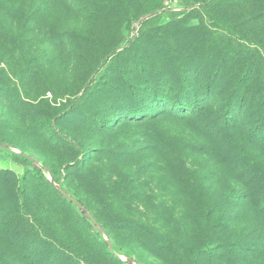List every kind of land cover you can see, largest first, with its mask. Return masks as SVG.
Instances as JSON below:
<instances>
[{
	"label": "rangeland",
	"instance_id": "rangeland-1",
	"mask_svg": "<svg viewBox=\"0 0 264 264\" xmlns=\"http://www.w3.org/2000/svg\"><path fill=\"white\" fill-rule=\"evenodd\" d=\"M244 57L264 69V0H0V137L63 178L141 264H264V216L227 203L219 188L233 184L222 167L187 151L202 142L206 120L135 123L117 109L143 86L178 89L184 79L199 90L213 81L215 101L203 102L211 118L226 96L259 94L240 87ZM91 79L81 111L63 113ZM50 111L60 113L54 124L74 146L40 129ZM0 157L11 158L6 150ZM0 170H7L0 171V264H118L52 187L28 173L19 200L24 168ZM218 244L260 251L191 262L204 245Z\"/></svg>",
	"mask_w": 264,
	"mask_h": 264
},
{
	"label": "trees",
	"instance_id": "trees-1",
	"mask_svg": "<svg viewBox=\"0 0 264 264\" xmlns=\"http://www.w3.org/2000/svg\"><path fill=\"white\" fill-rule=\"evenodd\" d=\"M149 22L150 21H146L144 24H148ZM72 33H75L80 37L83 36L80 29L73 31ZM68 42L74 44L77 41L71 40ZM115 56L116 50L112 51L110 54V57L112 58ZM244 59L245 61L240 73V87H252L254 92L259 94H253L252 92L247 91L240 94L226 96L224 98L225 102L220 104L223 108V112H217L211 118L206 114L205 105L211 104L215 101V82L213 81L211 83L203 84L199 90H195L192 85L184 79L181 80L178 89L173 88L172 85L167 82L159 83L154 88L143 86L142 92L140 88L137 92H133L129 104H123V106H120L117 109H120V114L124 115L122 116V119L135 123L145 122L164 115L176 119L181 117L189 120L205 119L207 124L203 127H205L206 130L203 129L200 136L202 142L189 144L186 146L187 151L198 157H204L208 160L213 159L216 166L219 165L222 167L225 175L229 177L227 181H230L233 184L232 188H228L226 187V183L223 182L224 185L219 188L221 191L225 192V198L229 199L226 201L227 203L236 202L234 205L239 206L241 209H243V207L247 208L253 206L264 216V162L258 155L261 154L264 158V69H258L251 59L246 57H244ZM95 84L96 81L91 79V81L85 85L79 96L67 100L68 104L63 113H75L81 111V107L93 94ZM1 88L2 85L0 84V89ZM256 95H260V101L256 100ZM203 102H206V104ZM153 107L158 108V110H153ZM48 114L51 116L44 118V120L41 121L43 126H41L40 129L46 128L52 135H58L57 138L72 143V146H74L71 140H68L66 136L60 134V130L54 124V121L59 118L60 113L55 114V112L50 111ZM82 115L84 119H92L93 124L103 126V121L92 118L87 112L82 113ZM239 117H245L248 120L238 122L237 120ZM104 127L108 128L107 125ZM0 142L17 147L25 154L33 157L23 147L14 145L2 137H0ZM0 150L8 151L12 161L16 165L24 168L22 174L17 177V197L19 200L24 199L26 191V176L28 173H31L36 179L52 187L55 193L60 196L62 202L78 215L88 231L93 234L94 245L99 249H102L106 254V257L108 255V259L110 258L118 264H124L115 256L116 254L132 258L119 246L118 241L114 239L110 230L100 224L96 217L97 214H94L86 204H84L82 200L67 187L65 180L63 178L60 179L53 169L46 167L42 161L38 160L42 166L45 167V170L47 169L50 171L54 183L59 184L63 192L81 203L89 211L96 223L102 227L109 238L112 252L108 250L104 237L98 230L96 224L85 217L75 204L64 198L55 187L52 186L46 178L44 170L38 168L28 159L13 154L7 148H0ZM159 151L166 150L164 149V146H161ZM80 154L81 157L89 155L83 150H80ZM208 160L206 161L207 163H209ZM177 163L181 164V161H178ZM69 165L70 164H67L66 166ZM170 173L175 177L174 179L178 184L179 182H182V178L179 177L177 179V172ZM129 230L137 233L143 238L146 237L144 236L146 231H144L142 227L130 226ZM259 243H261V241H259ZM240 246L242 249H240ZM259 247L260 246L257 244L226 246H221L219 244L204 245L190 260L192 263H195L196 256L208 254L210 256L216 255V257H218L224 253H227L226 255H235L239 259L241 256L246 259L252 255L258 254L260 251ZM44 264L51 263L48 259H45ZM229 264L233 263L230 262Z\"/></svg>",
	"mask_w": 264,
	"mask_h": 264
},
{
	"label": "water",
	"instance_id": "water-1",
	"mask_svg": "<svg viewBox=\"0 0 264 264\" xmlns=\"http://www.w3.org/2000/svg\"><path fill=\"white\" fill-rule=\"evenodd\" d=\"M0 148H7L9 149L13 154L19 156V157H22V158H26L28 159L29 161L33 162L38 168L42 169L45 171V174H46V178L48 179V181L52 184V186L55 187V189L64 197L66 198L67 200H69L71 203L75 204V206L79 209V211L85 216L87 217L88 219H90L94 224H96L98 230L102 233L103 237H104V240L107 244V248L109 251L112 252V247H111V244H110V241H109V238L107 236V234L105 233V231L102 229V227L96 223V221L93 219L92 215L89 213V211L81 204L79 203L78 201H76L73 197H71L70 195L66 194L65 192L62 191L61 187L59 184H55L53 179H52V176L50 174V171L49 170H45V167L42 166V164L36 160L35 158L29 156L28 154H25L23 151H21V149L17 148V147H14L12 145H9V144H6V143H3V142H0ZM119 261L121 263H124V264H141L139 262H137L136 260H134L133 258H130L128 256H125V255H118L116 254L115 255Z\"/></svg>",
	"mask_w": 264,
	"mask_h": 264
},
{
	"label": "crops",
	"instance_id": "crops-1",
	"mask_svg": "<svg viewBox=\"0 0 264 264\" xmlns=\"http://www.w3.org/2000/svg\"><path fill=\"white\" fill-rule=\"evenodd\" d=\"M15 163L8 157H0V169H14Z\"/></svg>",
	"mask_w": 264,
	"mask_h": 264
}]
</instances>
